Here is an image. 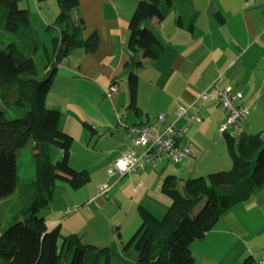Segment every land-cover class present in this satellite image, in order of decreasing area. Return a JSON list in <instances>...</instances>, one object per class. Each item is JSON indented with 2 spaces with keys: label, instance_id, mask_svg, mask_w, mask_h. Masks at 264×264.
Returning a JSON list of instances; mask_svg holds the SVG:
<instances>
[{
  "label": "crops",
  "instance_id": "0c3cea01",
  "mask_svg": "<svg viewBox=\"0 0 264 264\" xmlns=\"http://www.w3.org/2000/svg\"><path fill=\"white\" fill-rule=\"evenodd\" d=\"M138 2L78 0L82 39L88 42L96 37L97 47L91 53L73 49L58 66L46 95V107L60 113L58 129L73 138L68 163L80 173L78 186L56 184L52 200L58 194L67 210H75L85 220L80 232L63 230L60 235L75 234L83 244L96 248L127 242L139 227V205L157 218L165 213L170 205L160 192L165 176L177 174L182 180L202 173L206 161L216 157L218 166L208 171L222 166L226 146L219 130L226 113L216 99L217 89L239 93L235 105L246 112L264 106V0H192L191 9L198 16L191 31L176 25L174 13L151 20L149 26L161 47L155 48L154 59H146L135 71L137 85L130 96L126 63L131 57L125 46L128 21ZM112 84L116 92L104 97ZM201 93L208 98L198 100ZM193 102L200 120L188 124L185 117L176 122L178 127L188 124L180 146L190 147L189 156L178 166L171 167L170 160L160 157L124 176L103 179L122 152L129 151L137 159L141 155L135 137H128L129 127L153 124L162 114V129L174 121L180 107ZM208 129H212L210 137L200 136ZM54 157L59 159L61 154ZM100 180L107 189L103 195H97L95 188ZM45 223L48 229L53 227ZM88 226L89 238H85L82 232ZM189 248L193 264H257L264 256V191L233 205Z\"/></svg>",
  "mask_w": 264,
  "mask_h": 264
},
{
  "label": "trees",
  "instance_id": "16d2710c",
  "mask_svg": "<svg viewBox=\"0 0 264 264\" xmlns=\"http://www.w3.org/2000/svg\"><path fill=\"white\" fill-rule=\"evenodd\" d=\"M21 0H0V28L11 38L0 46V200L19 186L18 212L5 227L0 225V264H193L190 244L204 238L220 217L233 205L264 191V139L243 132L237 138L222 134L231 159L228 171L186 179L181 191L173 175L165 176L160 192L170 200L161 218L139 205L140 225L120 245L104 248L83 244L75 234L60 236L59 225L48 229L40 211L52 200L56 184L78 186L80 174L68 163L71 135L58 129L59 111L46 107V95L58 66L73 49L86 53L97 47V38L82 39L84 23L78 0H56L58 14L46 31L49 45L29 30V14L20 9ZM48 0H34L36 4ZM192 0H139L127 25L125 51L131 60L127 85L130 96L137 85L136 72L146 59L156 57L160 48L149 26L171 13L176 25L191 31L198 13ZM42 50L44 77L37 78L34 56ZM111 86H114L113 84ZM31 143L32 172L19 185L17 153ZM49 144L61 151L55 164L49 162ZM200 206L199 210L195 208Z\"/></svg>",
  "mask_w": 264,
  "mask_h": 264
},
{
  "label": "rangeland",
  "instance_id": "374dc122",
  "mask_svg": "<svg viewBox=\"0 0 264 264\" xmlns=\"http://www.w3.org/2000/svg\"><path fill=\"white\" fill-rule=\"evenodd\" d=\"M18 7L20 9H25L29 14V30L37 37V39L44 43L45 45H49L51 40V35L46 31L48 26H52L58 14V7L56 0H48L39 4H36L34 0H21L18 3ZM11 41V38L4 35L0 28V46H6ZM34 61L37 69V78L40 80L44 77V64L45 59L43 57L42 50H38L36 55L34 56ZM252 114V117L246 120V122H242L243 118L246 119ZM241 126L243 127L242 131H233L230 132V135L234 138H237L241 132L246 133L247 135H257L264 139V106L259 107L257 111L247 112L241 119ZM245 129V130H244ZM212 129H208L206 132L203 131L200 136L210 137L212 134ZM220 132V130H219ZM221 134V133H220ZM220 137L223 136L219 135ZM224 141V140H223ZM31 143L24 145V147L17 153V170L19 176V185L26 182L30 176V172H32L33 165V153L31 152ZM61 154L60 150L53 144H49V162L55 164L59 159L54 157V154ZM229 153L225 149V154H223L222 160L220 164L222 166L208 171L211 166H218L216 162L220 160L219 157H216L215 160H211L203 166L205 170H201L202 173H195L191 177H187L181 180V175H175L176 179V189L181 191L182 182L186 179L197 178V177H205L209 173H214L217 171H228L231 168V159L228 155ZM225 161V162H224ZM179 163V162H178ZM178 163L170 162L169 166H178ZM203 163V161H202ZM209 168V169H208ZM19 186L16 188L15 192L7 198L0 200V225L1 227L7 226L15 215L21 216L18 212L20 198L18 196ZM58 194L54 196V199L50 203V209L40 211L39 216L44 217V220L48 223L49 226H57L59 225V232L71 231L75 230L80 232L82 228L85 226V220L79 214L75 213V210H67L65 203L59 199ZM167 198V197H166ZM168 199V198H167ZM169 200V199H168ZM170 201V200H169ZM200 206L195 208V211L199 210ZM163 216V215H162ZM161 216V217H162ZM65 217H67L65 219ZM159 217V218H161ZM140 223L138 224V226ZM137 226V227H138ZM51 227V228H53ZM50 228V229H51ZM90 232V226L82 232V236L87 237ZM61 236V235H60ZM128 240V239H127ZM126 240V241H127Z\"/></svg>",
  "mask_w": 264,
  "mask_h": 264
},
{
  "label": "built area",
  "instance_id": "2783aa9c",
  "mask_svg": "<svg viewBox=\"0 0 264 264\" xmlns=\"http://www.w3.org/2000/svg\"><path fill=\"white\" fill-rule=\"evenodd\" d=\"M216 84H214L215 89H217ZM116 90L115 86H109L104 90V97L111 98ZM207 98L208 95L206 93H201L198 100L204 101ZM216 99L220 108L226 113V121L220 127V132L242 131L241 119L247 112L235 105V101L240 99L239 93H233L229 88L217 89ZM190 110H193V112H190ZM185 117L188 118V124L193 120H200L196 102L191 103L188 107H180L175 113L174 121L166 124L162 129H159L161 125L165 124V115L162 114L156 117L153 124L129 127L128 137H135L134 144L141 148V155L137 159L129 151L122 152L113 165L104 171L102 174L103 179H108L114 174L124 176L142 168L144 164L155 163L160 157H165L173 163H178L189 156L190 147L180 146L183 130L188 124L184 127L176 125L177 121ZM95 188L97 189V195H103L107 190L101 180L96 182ZM257 264H264V256Z\"/></svg>",
  "mask_w": 264,
  "mask_h": 264
}]
</instances>
